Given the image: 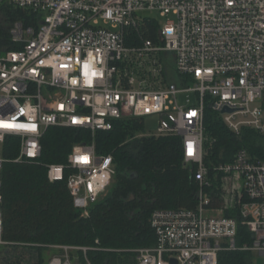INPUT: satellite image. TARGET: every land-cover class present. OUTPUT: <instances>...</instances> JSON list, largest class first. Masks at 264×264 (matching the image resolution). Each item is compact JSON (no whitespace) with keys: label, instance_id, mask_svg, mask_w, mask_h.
Segmentation results:
<instances>
[{"label":"built area","instance_id":"obj_1","mask_svg":"<svg viewBox=\"0 0 264 264\" xmlns=\"http://www.w3.org/2000/svg\"><path fill=\"white\" fill-rule=\"evenodd\" d=\"M0 5L33 15L30 24L9 27L18 47L0 53V236L7 140L16 143L13 162L39 163L47 128L89 131L90 142L74 143L66 163L45 164L48 180H65L73 206L87 217L115 174L113 155L95 152V134L110 131L117 119L143 124L156 116V129L143 126L137 136L179 138L183 164L198 185L197 206L155 209L149 222L156 240L133 250L137 264H218L224 250L264 255V158L241 147L232 160L207 164L204 128L208 104L235 137L246 128L264 138V0H0ZM153 20L158 24L153 38L142 34L139 43L127 44L130 27L145 33ZM191 92L193 101L182 98ZM224 107L233 111L222 113ZM214 188L223 206L207 208ZM236 207V214L226 215ZM239 225L250 236L240 246ZM49 248L55 252L48 264H82L71 253L87 250Z\"/></svg>","mask_w":264,"mask_h":264},{"label":"trees","instance_id":"obj_2","mask_svg":"<svg viewBox=\"0 0 264 264\" xmlns=\"http://www.w3.org/2000/svg\"><path fill=\"white\" fill-rule=\"evenodd\" d=\"M33 15L20 8L0 5V53L17 48L12 43L9 27L16 21L25 25ZM157 21H148V31L128 29L129 45L139 43L141 35L153 38ZM204 128L207 141L205 161L228 162L234 152L245 147L251 154L264 158L262 136L243 129L235 137L221 117L207 104ZM143 124L136 118L117 119L110 131H98L94 137L97 154L113 155V182L99 201L90 206L88 216L73 206L65 180L50 182L45 164L66 163L76 142H90L87 130L50 127L42 140L39 163L13 162L17 155L15 140L5 142L2 168L3 202L0 264H44L49 245L86 247L76 250L82 264H137V248L150 246L156 237L149 218L155 209L195 208L197 182L183 164L180 140L174 136L138 137ZM213 193L207 208L223 206V199ZM237 207L232 213L236 214ZM236 244L250 242L244 226L238 227ZM71 253V256H73ZM218 264H253L252 253L224 250L218 253Z\"/></svg>","mask_w":264,"mask_h":264},{"label":"rangeland","instance_id":"obj_3","mask_svg":"<svg viewBox=\"0 0 264 264\" xmlns=\"http://www.w3.org/2000/svg\"><path fill=\"white\" fill-rule=\"evenodd\" d=\"M152 14L154 16H156V18H157V20H158L159 23L165 22L166 18L160 17L157 12H152ZM183 97L184 98H187L188 97L192 101L194 100V94L192 92L191 93H188V96H187V94H184L182 96V98ZM182 98L180 97L181 101H182ZM156 125H157V117L156 116L145 117V119L143 121V126H144V129L146 131H150V132L154 131L156 129ZM259 141L264 146V138L263 139H259ZM210 145H211V143L209 142L206 149L210 148ZM111 184L106 189L103 197L107 194V192H108ZM2 248H3V244L0 243V260H1V249ZM2 251H3V249H2ZM54 252H55V250H49V251H46L45 252V258H44L45 261H44V264H48V260H49L50 256L54 254ZM73 256H74L73 257V261H75V260H78L79 261V258L77 257V255L75 253H73ZM252 263L253 264H264V255H260L258 253H252Z\"/></svg>","mask_w":264,"mask_h":264},{"label":"water","instance_id":"obj_4","mask_svg":"<svg viewBox=\"0 0 264 264\" xmlns=\"http://www.w3.org/2000/svg\"><path fill=\"white\" fill-rule=\"evenodd\" d=\"M232 111H233V109H230V108H227V107H224V108L221 110L222 113H223V112H232ZM171 262L175 263L176 261H175L174 259H172Z\"/></svg>","mask_w":264,"mask_h":264},{"label":"snow or ice","instance_id":"obj_5","mask_svg":"<svg viewBox=\"0 0 264 264\" xmlns=\"http://www.w3.org/2000/svg\"><path fill=\"white\" fill-rule=\"evenodd\" d=\"M87 67V66H85ZM73 83H75V81H73ZM5 127H8V125H4ZM83 162H87V158H83Z\"/></svg>","mask_w":264,"mask_h":264}]
</instances>
